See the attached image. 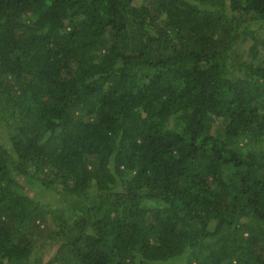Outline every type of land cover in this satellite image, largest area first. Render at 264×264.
Listing matches in <instances>:
<instances>
[{
    "label": "trees",
    "instance_id": "obj_1",
    "mask_svg": "<svg viewBox=\"0 0 264 264\" xmlns=\"http://www.w3.org/2000/svg\"><path fill=\"white\" fill-rule=\"evenodd\" d=\"M0 264H264V0H0Z\"/></svg>",
    "mask_w": 264,
    "mask_h": 264
},
{
    "label": "rangeland",
    "instance_id": "obj_2",
    "mask_svg": "<svg viewBox=\"0 0 264 264\" xmlns=\"http://www.w3.org/2000/svg\"><path fill=\"white\" fill-rule=\"evenodd\" d=\"M247 45L242 46V49H247V47L249 48V45L248 46Z\"/></svg>",
    "mask_w": 264,
    "mask_h": 264
}]
</instances>
